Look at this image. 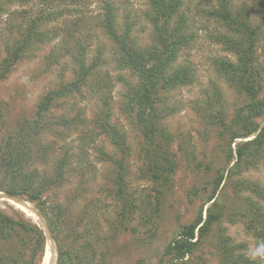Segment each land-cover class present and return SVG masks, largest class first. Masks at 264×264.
<instances>
[{
    "label": "rangeland",
    "instance_id": "rangeland-1",
    "mask_svg": "<svg viewBox=\"0 0 264 264\" xmlns=\"http://www.w3.org/2000/svg\"><path fill=\"white\" fill-rule=\"evenodd\" d=\"M108 1L115 6L121 33L131 26V37L138 46L148 48L154 44V28L147 20L148 0ZM179 1L186 33L195 35L196 40L179 52L177 63L190 68L194 81L162 97L163 105L171 112L166 123L173 136L171 152L177 171L173 184L162 189L164 195L159 196L156 186L146 176L142 136L134 120L135 113L127 107V88L136 78L118 66L116 49L99 25L105 13L103 0H32L26 5L0 0V61L7 57L8 49L11 52L16 49L17 40L26 36L29 21L42 13L45 15L41 22L37 18L36 34L40 35L32 37L11 69L0 77V155L23 147L21 142L30 133L29 171L36 169L39 179H54L59 161L64 157L69 160V167L63 170V185L45 191L44 200L50 205L49 213L54 211V206L62 207L67 213L60 218L51 214V218L58 225L60 238L76 241L72 246L78 251L73 253L75 264H158L181 228L194 222L201 206L206 218V209L212 202L204 204L213 191L215 172L227 177L233 166L227 165L226 151L222 148L229 138L219 126H205L200 120L202 111L198 109L207 100L214 103L218 99L215 106L223 110L229 122L247 103L214 70L216 58H233L223 45L212 39L217 32H225L207 15L218 7L219 0ZM255 1L227 0L235 12L248 5L251 18L259 23L262 19ZM261 39L264 44V32ZM81 60L94 67L81 92H65L67 95L54 107L38 114L37 107L46 95L75 82ZM217 92L219 96L215 95ZM68 119L73 124L64 127L63 122ZM106 121L124 134L123 148L115 147L109 133L101 128ZM36 128H41L37 134ZM222 135L226 140H220ZM236 147L234 143L232 149ZM102 149L124 162L126 195L136 200L140 209L127 207L130 203H125L124 196L116 192L119 170L114 163L100 158ZM240 178L258 182L264 189V158ZM6 183L0 182V188H4L0 189V210L11 216L18 212L45 231L48 223L40 217L38 206L23 196L18 198L34 216L15 208L11 201L17 198L4 192ZM234 187L233 181L225 178L215 197V209L224 212V218L200 241L187 264H221L218 242L222 233L240 254L264 264V243L248 230L249 207L256 201L264 212V201ZM157 201L160 203L155 214L150 207ZM128 208L131 217L127 216ZM46 236L52 245L49 251L46 248L50 255L43 264H57L56 245L54 248L47 231ZM83 246L87 247L84 254L80 253Z\"/></svg>",
    "mask_w": 264,
    "mask_h": 264
},
{
    "label": "trees",
    "instance_id": "trees-1",
    "mask_svg": "<svg viewBox=\"0 0 264 264\" xmlns=\"http://www.w3.org/2000/svg\"><path fill=\"white\" fill-rule=\"evenodd\" d=\"M4 1L9 4L16 2L26 5L32 0ZM148 1L150 9L147 13V20L154 28V44L148 48H142L135 43L131 37V26H126L123 33L119 31L115 19V6L108 0H103L105 13L99 25L116 49L115 59L118 66L136 78L135 83L127 88V107L134 111V120L142 136L141 151L145 162L146 176L156 186L157 189H154L158 195L163 196L162 189L174 182L177 162L171 152L173 136L168 131L166 123L171 112L166 110L162 97L169 91L190 85L194 81L190 68L177 62L179 52L187 48L190 43L195 42L196 37L186 33L187 28L184 24V16L180 13L179 0ZM255 5L262 19L259 21L260 24L251 18V9L248 5H243L240 12H235L227 0H219L218 7L207 12L210 19L216 20L225 29V32H217L215 36L213 35L212 39L223 45L224 49L233 56V58H216L213 63L214 70L238 94L245 97L247 103L234 114L229 122L226 121L223 110L215 106L219 103L218 99L214 103L207 100L204 106H199L198 109L202 111L200 113L201 122L205 126H219L222 133L229 138L222 148L226 151L227 165L233 164V166L227 171V177L225 174L215 172L212 183L214 184L213 191L204 204L205 206L206 203L212 202L206 209V218L203 215L204 208L201 206L194 222L181 228L178 235L165 249L158 264H187L200 241L211 233L215 225L221 223L224 212L221 213L215 209L217 206L215 197L225 178L232 180L235 187H239L240 192L249 191L264 201V189L258 182L251 183L240 178L246 170L256 167L258 161L264 158L262 152L264 148V44H261V36L264 32V0L255 1ZM25 13L27 11L22 12L23 15ZM44 17L45 15L42 13V16H36V20L31 19L25 30L26 36L17 40L16 49L12 52L7 50V57L0 61L1 78L11 69L14 61L20 57L19 52L31 43L32 37L40 35L36 34V24L41 22ZM91 68L94 67H88L84 60H81L75 82L46 95L39 103L37 113L41 114L51 109L67 93L81 92ZM215 95L219 96L220 93L217 92ZM72 124L73 120L69 119L63 122L64 127L72 126ZM101 128L109 133L108 136L115 147L123 148L124 134L119 128L112 127L107 121L102 122ZM37 129L41 128H36L35 134L38 133ZM29 135L30 133L21 142L23 147L8 148L10 150L7 155H0V172H2L0 182L4 184L7 182L4 192L11 198L26 196L29 202L38 206L40 214L48 223V232L56 245L57 264H75L73 253L78 251H74L72 246L76 241L69 238L67 242L65 238H60L57 230L58 225L51 218V214H57L60 218L67 213L60 206H54L52 208L54 211L49 213L50 205H47L44 200L45 191L63 185L65 175L63 170L69 167V160L64 157L59 161L57 175L54 179L47 177L39 179L40 176L36 169L32 172L29 171V164L32 161V156L28 152L32 148ZM224 135L220 137V140L224 138L226 140ZM237 140L242 141L236 143ZM234 143L237 146L236 150L232 149ZM102 150L100 158L103 161L105 159L107 162L114 163L119 170V187L116 192L124 196L125 203H130L129 206L126 204L127 207L140 209L136 200L131 199L128 194L126 195L124 162L111 156L105 149ZM206 167L210 169L211 166ZM159 203L160 201H157L155 205L152 204L153 208L150 207L155 214L158 213ZM252 205L248 209L250 215L248 230L257 241L264 243L263 208L256 201ZM129 208L126 213L128 217H131L132 212ZM56 209H58L57 213H55ZM70 241H73V244ZM218 245V251L222 258L221 264H257L248 256L240 254L237 247L231 245L230 240L223 236V233ZM46 248L47 236L41 227L18 212L11 216L0 210V264H43ZM81 249L80 253L84 254L87 247L83 246ZM77 264L80 263L77 262Z\"/></svg>",
    "mask_w": 264,
    "mask_h": 264
},
{
    "label": "bare ground",
    "instance_id": "bare-ground-1",
    "mask_svg": "<svg viewBox=\"0 0 264 264\" xmlns=\"http://www.w3.org/2000/svg\"><path fill=\"white\" fill-rule=\"evenodd\" d=\"M11 205H13L15 208H17L18 210H20L23 213H26L27 215H29L31 217L34 216V213L32 211H30L28 205L24 201H18L17 199H13V201H11ZM51 245H52V241L50 239H48V242H47L48 251L50 250L49 248L51 247ZM49 255L50 254H48V252H47L46 256L44 258L46 263L48 261Z\"/></svg>",
    "mask_w": 264,
    "mask_h": 264
},
{
    "label": "water",
    "instance_id": "water-1",
    "mask_svg": "<svg viewBox=\"0 0 264 264\" xmlns=\"http://www.w3.org/2000/svg\"><path fill=\"white\" fill-rule=\"evenodd\" d=\"M9 197H11V196H9ZM12 198H17V199H19L18 197H12ZM19 200H21V199H19ZM22 201V200H21ZM40 217L42 218V219H44L41 215H40ZM45 220V219H44ZM46 223V222H45ZM45 227V231H44V229H43V231H44V233H45V235H46V231L48 232V226H47V224L44 226ZM53 240V239H52ZM53 243H54V241H53ZM54 248H55V243H54Z\"/></svg>",
    "mask_w": 264,
    "mask_h": 264
}]
</instances>
